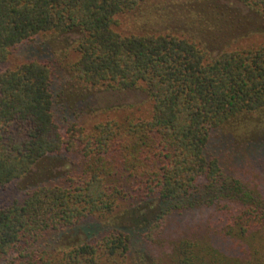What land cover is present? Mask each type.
Returning <instances> with one entry per match:
<instances>
[{"label":"trees","instance_id":"obj_1","mask_svg":"<svg viewBox=\"0 0 264 264\" xmlns=\"http://www.w3.org/2000/svg\"><path fill=\"white\" fill-rule=\"evenodd\" d=\"M146 1L0 0V190L46 158L71 156L74 165L0 209V264H264V192L207 152L222 127L248 138L245 117L263 119L264 133V33L242 39L239 14L237 21L215 14L227 0H179L191 10L178 33L120 32L119 16ZM234 1L264 19V0ZM222 33L239 42L211 55L202 41ZM73 34L61 60L8 66L38 37L60 43ZM60 72L81 89L141 88L150 114L63 125L54 115ZM247 145L258 150L264 140ZM154 204L162 210L142 227L143 252L132 250L133 235L121 228L43 245ZM198 207L212 210V222L184 228L180 217Z\"/></svg>","mask_w":264,"mask_h":264},{"label":"rangeland","instance_id":"obj_2","mask_svg":"<svg viewBox=\"0 0 264 264\" xmlns=\"http://www.w3.org/2000/svg\"><path fill=\"white\" fill-rule=\"evenodd\" d=\"M216 4L219 7L215 14L221 17L223 21L230 17L237 21L234 14L240 15L242 22H238L243 25V29L245 27L243 32L247 31V34L243 33L245 36L242 39H246L253 34L264 33V19L242 4L234 0L220 1ZM190 10L189 5L179 0H147L135 11L119 16L118 30L129 34L151 31L178 33L183 28L180 29L184 18L190 15ZM193 14L200 18L197 13ZM224 35L222 33L221 36L215 38L217 40L202 41L211 55H216L225 48L239 42V39L236 40L231 35ZM75 37V34L66 35L63 37L64 41L60 43L53 41L51 37H38L32 44L26 45L15 52L8 66L29 57L61 60L64 54L69 55ZM68 43L72 44L67 45ZM59 76V81L55 83L54 115L56 120L63 125L76 122L78 125L90 127L94 123L106 119H146L150 114L151 105L148 94L141 88L108 91L81 89L73 85L66 73L60 72ZM72 85L78 91L77 93L81 95L80 98L76 99L74 95L75 88ZM245 119L248 128L253 129L248 138L245 136L244 139L238 141L229 128L222 127L213 134L207 152L220 159L222 166L230 176L248 181L253 186L251 189L254 192H257L255 189L264 192V148L262 147L263 150L262 148L257 150L255 147H259L258 145L255 147H248L247 145L250 141L264 140V133L261 132L263 119L251 116L245 117ZM258 127L260 130L257 129ZM257 132L262 135L257 134ZM73 166L71 156H56L44 159L23 178L0 190V209L9 200L22 194L27 189L65 175L71 171ZM161 210L162 207L159 204H154L130 211H117L107 220L85 223L78 230L75 229L67 234H60L54 239L51 237L43 245L47 248L62 247L63 245L82 241L85 237H89L91 233L121 228L133 235L132 250L143 252L139 241L140 234L143 231L142 227L144 223L155 218ZM211 211L202 207L187 210V213L180 217V223L184 228L208 225L209 222H212L210 219ZM146 251L148 250L146 249Z\"/></svg>","mask_w":264,"mask_h":264}]
</instances>
